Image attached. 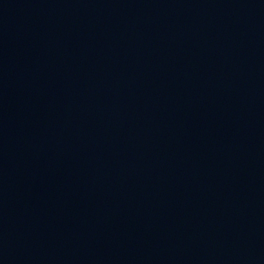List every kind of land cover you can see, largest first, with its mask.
Masks as SVG:
<instances>
[{
	"label": "water",
	"instance_id": "95a60500",
	"mask_svg": "<svg viewBox=\"0 0 264 264\" xmlns=\"http://www.w3.org/2000/svg\"><path fill=\"white\" fill-rule=\"evenodd\" d=\"M0 264H264V0H0Z\"/></svg>",
	"mask_w": 264,
	"mask_h": 264
}]
</instances>
